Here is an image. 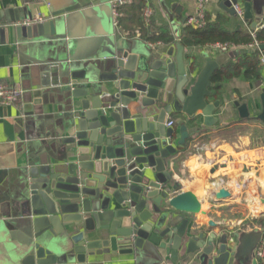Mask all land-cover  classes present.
Instances as JSON below:
<instances>
[{
    "label": "water",
    "instance_id": "water-1",
    "mask_svg": "<svg viewBox=\"0 0 264 264\" xmlns=\"http://www.w3.org/2000/svg\"><path fill=\"white\" fill-rule=\"evenodd\" d=\"M219 1L232 15L233 6L242 3L246 22L254 18V6L259 12V0ZM171 9L179 14L183 8L174 4ZM12 15L0 28L2 43L3 36L11 34L32 46L43 39H66L58 15L45 23L32 22L28 9ZM25 21L28 24H21ZM133 49L111 45L107 59L92 65L73 57L62 60L59 77L71 91L64 131L72 134L62 141L63 159L54 160L65 164L51 159L29 170L30 218L24 230L28 241L14 264H89L104 253L134 256L141 264H161L164 256L178 263L180 251L185 259L195 257L197 264L252 260L260 232L230 234L212 219L208 236L188 229L189 217L208 215L195 194L172 183L168 171V159L177 151L172 144L175 129L166 128V120L174 112L194 118L200 111L205 126L216 123L213 115L220 102L207 104L205 97L211 95L217 67L207 68L193 81L196 69L187 68L181 44L176 45V56L164 60L143 55L137 61ZM97 69L103 73L97 75ZM79 81L86 83L73 90ZM261 98L257 119L264 123V94ZM236 106L241 118L250 117L247 104ZM180 133L178 145L184 147L191 137L185 124ZM230 197L220 189L213 201Z\"/></svg>",
    "mask_w": 264,
    "mask_h": 264
},
{
    "label": "crops",
    "instance_id": "crops-1",
    "mask_svg": "<svg viewBox=\"0 0 264 264\" xmlns=\"http://www.w3.org/2000/svg\"><path fill=\"white\" fill-rule=\"evenodd\" d=\"M114 1L0 0V28L9 23L14 11L28 9L32 22L45 23L58 15L64 21L67 35L62 43L43 39L35 46L30 41H19L15 34L3 36L6 41L0 42V83L14 86L21 92L18 103L0 105V264H14L23 244L28 241L24 230L30 218L29 170L48 160L62 158L65 153L62 141L72 134L64 131L70 119L67 115L71 91H68L67 81L59 77L62 60L73 57L91 65L103 62L109 47L119 43L134 48L131 54L137 61L143 55L152 56L153 60L176 56V45L180 44L187 20L197 17L199 11L197 0H137L145 10L153 12L150 27L139 5H134L135 0L126 5L123 12L118 11V16L114 14ZM257 3L260 4L259 12L254 6V18L250 22L223 10L219 0H209L205 14L212 21L221 17L231 32L243 29L251 35L255 28L264 24V0ZM174 4L182 6L179 14L171 9ZM254 23L257 26L253 28ZM164 30L173 41L150 40ZM209 46L185 49L187 68L196 65L193 81L209 67L221 69L228 64L240 67L249 64L246 56L257 51L246 45L235 46L225 53ZM100 71L97 69V75L103 73ZM259 74L257 79L236 77L212 85L211 95L205 100L207 104L220 102L213 115L216 123L212 126H205L200 111L194 118L174 112L166 120L165 127L171 128L168 124L173 122L175 129L172 144L177 152L168 159L172 183H179L181 191L195 194L208 215L189 217L188 229L194 228L197 233L208 236V219L215 220L219 229L230 234L259 232L264 222V141L256 135L264 124L257 119L262 112L261 96L264 94L262 65ZM85 83L79 81V86L72 89H79ZM237 102L248 105L250 117L245 119L257 122L249 124L248 133L230 135L229 128L246 126ZM182 124L187 126L193 139L187 149L178 145ZM55 163L65 164L60 159ZM220 189L227 190L231 197L214 202L213 195ZM46 235L51 237L50 233ZM184 254V251L179 252L178 263L164 256L161 264H197L195 257L185 259ZM253 260L256 264H264V260L254 257V252L252 260L245 264H253ZM89 264L141 263L134 256L104 253L90 259Z\"/></svg>",
    "mask_w": 264,
    "mask_h": 264
},
{
    "label": "trees",
    "instance_id": "trees-1",
    "mask_svg": "<svg viewBox=\"0 0 264 264\" xmlns=\"http://www.w3.org/2000/svg\"><path fill=\"white\" fill-rule=\"evenodd\" d=\"M139 5L138 9L144 15L145 9L144 5L139 1L135 0L134 5ZM125 6H120L118 8L119 12H123L125 10ZM229 13V12H228ZM206 26L204 28H194L190 25H187L185 28L180 44L185 48H193V47H204L208 45H212L215 43L222 44H233L235 46H246L252 43L253 39L248 31L240 29L235 32H231L227 27H225V23H223V19L219 17L217 20L212 21L210 16H206ZM147 23V22H146ZM149 24V23H147ZM151 27V24H149ZM148 26V27H149ZM148 34V32H147ZM150 35V33H149ZM257 39L261 42H264V29L257 32ZM150 40L156 41L160 40L163 43H169L173 41V38L170 36L169 32L162 31L159 32L158 36L150 37ZM246 60H249V64L242 65L241 67L238 65L228 64L224 68L217 69L212 76V83L219 84L224 81H227L231 78L236 77H244L246 80L257 79L260 77V56L259 52L255 51L252 55H247ZM252 61V62H251ZM192 68L196 69V65L192 64ZM257 122L256 119H245L243 123L246 124L243 126H234L229 128L230 135H238L248 133L250 131L249 124H254ZM256 135H258L264 141V124L260 130H257ZM193 139L191 137L187 141V144L184 148H188L189 144ZM262 226H264V222H262Z\"/></svg>",
    "mask_w": 264,
    "mask_h": 264
},
{
    "label": "built area",
    "instance_id": "built-area-1",
    "mask_svg": "<svg viewBox=\"0 0 264 264\" xmlns=\"http://www.w3.org/2000/svg\"><path fill=\"white\" fill-rule=\"evenodd\" d=\"M209 0H197L198 2V16L195 18H189L187 20V24L194 27V28H204L206 26V14H205V10H206V6ZM133 3L132 0H116L113 3V7H114V14L116 16H118V7L120 6H125V5H131ZM236 15L244 20V9L243 6L241 4H236L233 6ZM153 12L151 9H147L144 12V16H145V20L147 23H150V20L152 18ZM117 25V23H116ZM260 29H264V24H260L259 28H255V31L251 33L252 35V43H250L248 45L249 48L252 49H256L257 51H259L260 53V62L261 65L264 67V49L262 47H264V42H261L257 39V30ZM212 49H216L218 51L221 52H229L231 50V48L235 47V45L233 44H222V43H215L209 46ZM21 98V92L19 89H17L14 86H9L3 83H0V105L2 106H10L13 104H16L20 101ZM169 127H173V122H170L168 124ZM258 231L261 234V239L260 242L258 244V246L256 247L255 251H254V257L257 260H264V226H260L258 228Z\"/></svg>",
    "mask_w": 264,
    "mask_h": 264
}]
</instances>
